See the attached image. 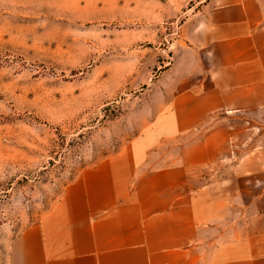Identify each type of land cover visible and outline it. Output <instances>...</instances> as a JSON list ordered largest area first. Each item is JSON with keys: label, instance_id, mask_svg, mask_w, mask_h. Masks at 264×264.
<instances>
[{"label": "crops", "instance_id": "crops-1", "mask_svg": "<svg viewBox=\"0 0 264 264\" xmlns=\"http://www.w3.org/2000/svg\"><path fill=\"white\" fill-rule=\"evenodd\" d=\"M181 33L166 103L7 264H264V0H203Z\"/></svg>", "mask_w": 264, "mask_h": 264}, {"label": "rangeland", "instance_id": "rangeland-1", "mask_svg": "<svg viewBox=\"0 0 264 264\" xmlns=\"http://www.w3.org/2000/svg\"><path fill=\"white\" fill-rule=\"evenodd\" d=\"M202 1L0 0V264L166 103L164 72Z\"/></svg>", "mask_w": 264, "mask_h": 264}]
</instances>
